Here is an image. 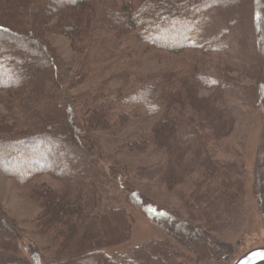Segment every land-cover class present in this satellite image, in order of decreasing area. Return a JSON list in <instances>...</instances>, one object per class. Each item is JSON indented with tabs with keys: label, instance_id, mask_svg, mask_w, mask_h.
<instances>
[{
	"label": "trees",
	"instance_id": "16d2710c",
	"mask_svg": "<svg viewBox=\"0 0 264 264\" xmlns=\"http://www.w3.org/2000/svg\"><path fill=\"white\" fill-rule=\"evenodd\" d=\"M209 13L218 37L192 42ZM51 33L70 38L73 70ZM87 80L93 88L76 89ZM231 101L261 118L262 210L264 0H0V171L38 202L34 231L48 237L22 241L0 200V264H228L235 245L216 233L247 179ZM153 117L115 153L102 150L96 132ZM152 187L179 207L154 201ZM129 207L167 238L107 254L130 238Z\"/></svg>",
	"mask_w": 264,
	"mask_h": 264
},
{
	"label": "rangeland",
	"instance_id": "374dc122",
	"mask_svg": "<svg viewBox=\"0 0 264 264\" xmlns=\"http://www.w3.org/2000/svg\"><path fill=\"white\" fill-rule=\"evenodd\" d=\"M220 26V20L215 14H207L198 30L193 33L192 42L200 43L216 39L218 37ZM47 39L69 62V67L73 70L77 66L78 57L72 51L70 38L63 34L51 33L47 35ZM222 44H224V48L228 50L232 48L229 36L224 37ZM208 70L212 72L213 68L208 67ZM92 84V82L87 80L76 89L83 90L93 88ZM231 103L237 108L234 101H231ZM237 113L239 114L236 125L238 139L235 144V149L239 150L241 154L244 167L247 171V179L244 190L236 201L229 220L216 233L220 239L235 245L237 253L236 257L254 246L264 244V207L260 210V200L257 198V190L253 181L255 178V154L262 134V122L257 113H242L238 108ZM154 118L156 117L113 134L103 131L96 132L102 150L110 154L115 153L116 148L120 145L133 140L136 137V132L148 130ZM120 159L131 161L133 164H146L151 161L149 157L145 156L131 158L120 155ZM55 184L58 185L57 183ZM146 193L156 202H162L176 208L180 205L178 197L165 188H148ZM261 197L264 201V193L263 195L261 193ZM0 200L4 204L7 212L19 220L20 226L24 230L22 241L36 243L39 246L46 244L48 237L39 235L34 231V218L39 211L38 202L29 195L26 187L16 184L12 178L4 175L1 171ZM129 210L133 218L130 238L121 244L103 248L105 253H123L126 250L147 241L167 238L162 230L151 224L139 211L132 207H129ZM192 264L197 263L194 262ZM203 264H215V262L207 261L203 262Z\"/></svg>",
	"mask_w": 264,
	"mask_h": 264
},
{
	"label": "water",
	"instance_id": "95a60500",
	"mask_svg": "<svg viewBox=\"0 0 264 264\" xmlns=\"http://www.w3.org/2000/svg\"><path fill=\"white\" fill-rule=\"evenodd\" d=\"M229 264H264V244L248 249Z\"/></svg>",
	"mask_w": 264,
	"mask_h": 264
}]
</instances>
